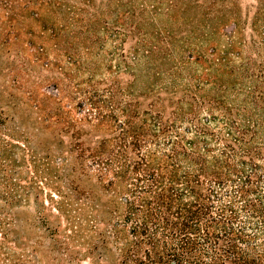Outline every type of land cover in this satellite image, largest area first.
Masks as SVG:
<instances>
[{"label":"trees","instance_id":"16d2710c","mask_svg":"<svg viewBox=\"0 0 264 264\" xmlns=\"http://www.w3.org/2000/svg\"><path fill=\"white\" fill-rule=\"evenodd\" d=\"M16 1L0 14L37 18L30 5L53 2ZM28 48L8 51L12 84L0 86V264H41L42 250L67 264H264V92L247 85L242 52L235 64L230 49L178 59L136 46L114 66L93 46H63L55 61ZM105 69L133 79L107 82Z\"/></svg>","mask_w":264,"mask_h":264},{"label":"rangeland","instance_id":"374dc122","mask_svg":"<svg viewBox=\"0 0 264 264\" xmlns=\"http://www.w3.org/2000/svg\"><path fill=\"white\" fill-rule=\"evenodd\" d=\"M59 1L69 11L64 12L56 0L51 5H42L40 1L31 4L30 7L39 12L37 18L32 17V11H23L15 19L9 20V11H1L0 55L5 59L3 72L6 79L0 78V86L12 84L10 64L16 58L14 52L8 53L12 49H26V53L30 54L35 51L28 46H44L49 60L55 61L57 50L63 46H93L100 62L107 63L109 60L108 64L112 62L116 66L121 53L131 63L129 57L136 46H160L175 49L179 53L178 59L184 58L185 52L198 50L207 54L208 58L215 59L230 49L231 60L235 64L238 62L236 55L242 52V57L249 65L247 76L254 78H249L247 85L251 88L258 85L260 93L264 92V0H130L133 6L123 7L119 5V0H90L88 3L84 0ZM120 1L127 3L126 0ZM15 4L23 10L26 0L16 1ZM130 11L134 15H129ZM119 23L124 24V27ZM137 24L142 30L135 28ZM105 26L119 30L124 35L114 37L105 30ZM96 35L101 40H97ZM212 48L217 50L215 57L210 54ZM113 50L117 53L110 61L112 58L109 54ZM37 68L44 78L61 76L55 69H43L42 65ZM103 73L107 82L113 76L125 83L133 79L132 73L125 69L111 76L106 69ZM42 85L47 83L43 82ZM13 91L19 98L23 97L22 92ZM42 188L46 195L50 194L49 187L42 184ZM41 200L47 208L44 214L48 219H45L53 222L52 213H57L52 210V204L45 201V194ZM31 212V208H24L22 216L28 218ZM29 232L41 237L39 232ZM57 257L61 259L56 260ZM40 258L41 264H67L62 257L46 250H42ZM83 259L74 264H92L91 259Z\"/></svg>","mask_w":264,"mask_h":264}]
</instances>
